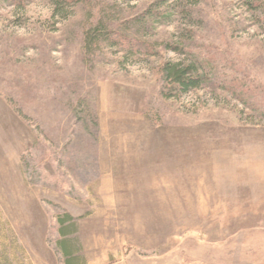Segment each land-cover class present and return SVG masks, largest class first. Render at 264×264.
<instances>
[{
    "label": "rangeland",
    "instance_id": "rangeland-1",
    "mask_svg": "<svg viewBox=\"0 0 264 264\" xmlns=\"http://www.w3.org/2000/svg\"><path fill=\"white\" fill-rule=\"evenodd\" d=\"M61 237L264 264V0H0V264H67Z\"/></svg>",
    "mask_w": 264,
    "mask_h": 264
},
{
    "label": "trees",
    "instance_id": "trees-1",
    "mask_svg": "<svg viewBox=\"0 0 264 264\" xmlns=\"http://www.w3.org/2000/svg\"><path fill=\"white\" fill-rule=\"evenodd\" d=\"M167 75L171 78V80L178 85L181 89L187 91L189 89L197 88L199 86V77L191 71L190 68L182 69L179 68V65H166L165 69ZM69 218V216H67ZM63 223V222H62ZM62 236L66 235L64 230L60 231ZM59 246L63 250L64 255L68 258L67 264H71V260L74 255V247L72 244L68 242V240H64V238H60L58 241Z\"/></svg>",
    "mask_w": 264,
    "mask_h": 264
}]
</instances>
